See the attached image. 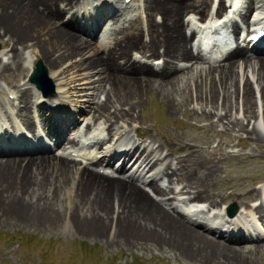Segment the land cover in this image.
<instances>
[{
    "label": "bare ground",
    "instance_id": "1",
    "mask_svg": "<svg viewBox=\"0 0 264 264\" xmlns=\"http://www.w3.org/2000/svg\"><path fill=\"white\" fill-rule=\"evenodd\" d=\"M94 1L96 9L100 6L96 12L88 5ZM110 1L0 0V39L7 45L0 51V76L19 75L24 45H35L27 69L38 55L47 58L55 88L54 95L44 97L33 80L9 88L0 84L13 93L0 102V219L22 221L34 229L63 225L72 234L111 245L145 243L199 264H239L242 259L236 257L249 251L231 243L243 241H256L252 247L261 254L264 202L251 204L250 197L246 208L238 207L229 216L213 189L218 177L213 156L229 154L224 144L213 149L207 163L197 158L199 145L181 140L176 151H169L170 143L149 136L137 122L136 107L140 110L143 92L155 89L168 98L172 113L193 104L197 117L211 120V125L214 119L221 121L224 134L238 138L236 145L264 144V39L252 44L238 39V19L248 31L264 24V0H246L236 10L227 0H219L215 9L212 0H143L145 38L130 32L134 26L129 28L137 26L140 16L123 11L95 42L91 37L110 12L105 10ZM231 11L234 16L229 17ZM189 13L195 15L185 19ZM222 15L223 25L217 20ZM204 21L224 28L235 41L224 58L208 65L197 64L204 38L198 31ZM195 33L198 38L192 37ZM160 57L162 62L154 63ZM183 60L193 63L184 66ZM41 125L54 144L68 130L58 152H42L44 147L36 144L52 145L41 137ZM14 130L19 131L15 137ZM27 130L34 131V141ZM116 154L123 157L121 163L120 158L113 162L121 174L95 167ZM193 157L197 161L190 163ZM134 165L133 174L125 177ZM249 192L259 194L257 189ZM135 200L142 207H134ZM202 202L207 208L198 205ZM256 215L262 229L249 219Z\"/></svg>",
    "mask_w": 264,
    "mask_h": 264
},
{
    "label": "rangeland",
    "instance_id": "2",
    "mask_svg": "<svg viewBox=\"0 0 264 264\" xmlns=\"http://www.w3.org/2000/svg\"><path fill=\"white\" fill-rule=\"evenodd\" d=\"M141 2L142 0H133L131 2L133 3L130 8L131 11L138 10ZM158 15L160 13H155V19H161L162 14ZM109 17L107 21L110 24L114 18L112 16ZM209 17L210 12L207 13L206 19ZM140 22L143 24L142 19H140L137 26L133 23L129 28L134 26V29H131L130 32H137L139 33V38H142L143 30ZM97 41H99V38L98 40L96 38L95 42ZM6 46L0 39V51L6 49ZM24 46L23 67L19 75L17 74L15 77L2 75L0 76V84L10 87L9 84L28 82L26 78L29 70L27 69L28 66H26V59L27 56L36 52L38 47L28 45L27 48L26 44ZM40 57L44 60L49 70V67L51 68L52 66L48 64L47 58ZM161 58L160 61L162 60ZM187 64H190V62ZM82 96V94L81 96L79 95V97ZM7 97V93L0 89V102L1 100L7 101ZM142 98L143 103L140 106V110L136 107V114L138 113L137 122L140 121L142 123V127L150 134L149 136L156 134L155 136H158L160 140L167 144L170 143L169 147H167L169 151H176V143L181 140L190 146L199 145L201 152L197 158L199 161L207 163L206 160L210 158L213 149L219 143L224 144V148L229 154L217 153L213 156L214 164L218 169V177L215 179L216 184L213 183V189L217 191L222 203L229 204L233 202L237 203L240 208H246L245 200H249L250 197L253 198L250 201L251 204L264 202V144L257 145L255 142L250 141L248 142V148H245V146L240 147L239 144L236 145L238 138L233 137L232 133L224 134L225 128H223L221 121L214 119L211 125V120L205 119L203 116L197 117V112L192 109L193 104L190 107L188 105L176 113H172L169 109L168 98L163 97L155 89L143 92ZM46 109L47 107H44L43 111L46 112L48 110ZM83 113L81 111L79 115L82 116ZM181 120H184V123ZM40 130L46 135V129L43 126L40 127ZM27 131L30 133L34 132L31 130ZM232 137L234 138L233 140ZM229 140L232 142L229 143ZM196 161L197 159L193 157L190 163H195ZM191 172L192 175H195L194 171ZM195 172L198 173L197 171ZM166 183L168 184L169 182L167 181ZM251 189H257L259 194L249 196L248 193H250ZM151 195L155 198L157 197L153 193ZM167 196H174V193H169ZM131 204H134V207H142L139 200H135ZM169 211L171 212V210ZM256 220L257 222L259 221L258 223L261 221L258 216H256ZM17 222L13 219H0V264H199L168 252L154 251L145 243H133L130 245L131 247L111 245L101 239L93 240L81 234H72L63 225L34 229V227L24 225L22 221ZM106 236L108 237V234ZM219 239L221 238L219 237ZM17 240L20 241V245L17 244ZM262 242L264 243V241ZM255 243L257 242L231 243V245L235 246L244 245V251H249L242 258L236 257L238 260L242 259L239 264H264V251H261V254L258 255L256 248L252 247V244ZM245 257L248 258L245 259Z\"/></svg>",
    "mask_w": 264,
    "mask_h": 264
},
{
    "label": "water",
    "instance_id": "3",
    "mask_svg": "<svg viewBox=\"0 0 264 264\" xmlns=\"http://www.w3.org/2000/svg\"><path fill=\"white\" fill-rule=\"evenodd\" d=\"M45 73H46V67L43 64V60L40 58L36 61V66H35L33 73L30 76V80L36 81L38 83V86L41 87L43 79H46V76H44ZM235 209H236L235 205L232 204L229 206L230 213H233Z\"/></svg>",
    "mask_w": 264,
    "mask_h": 264
},
{
    "label": "trees",
    "instance_id": "4",
    "mask_svg": "<svg viewBox=\"0 0 264 264\" xmlns=\"http://www.w3.org/2000/svg\"><path fill=\"white\" fill-rule=\"evenodd\" d=\"M11 236H12V235H11ZM13 237H14V236H13ZM17 244L20 245V241H19V240H17Z\"/></svg>",
    "mask_w": 264,
    "mask_h": 264
}]
</instances>
